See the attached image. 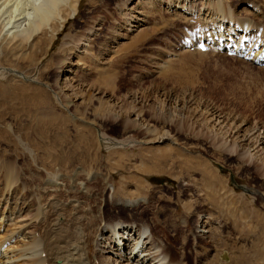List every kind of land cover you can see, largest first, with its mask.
<instances>
[{
    "label": "rangeland",
    "instance_id": "obj_1",
    "mask_svg": "<svg viewBox=\"0 0 264 264\" xmlns=\"http://www.w3.org/2000/svg\"><path fill=\"white\" fill-rule=\"evenodd\" d=\"M7 1L21 18L41 3ZM220 1L227 36L234 23L249 21L247 38L264 49V0ZM79 2L53 43H46L47 26L23 41L9 30L12 8L3 18L0 13V243L16 237V248L19 234L52 237L47 197L55 195L70 211L68 191L87 203L84 212L100 209L117 225H149L175 262L236 264L244 256L247 264H264V171L229 150L235 141L246 147L255 144L250 138H264V68L214 45L204 53L187 49L200 36L215 35L219 9L209 0L172 2L177 8L164 0ZM184 5L192 15L176 13ZM44 87L59 94L58 102ZM127 139L134 141L126 147L111 141ZM9 163L12 189L4 170ZM111 198L141 200L131 211L112 208ZM200 226L207 232H198ZM121 254L137 264L124 249Z\"/></svg>",
    "mask_w": 264,
    "mask_h": 264
},
{
    "label": "bare ground",
    "instance_id": "obj_2",
    "mask_svg": "<svg viewBox=\"0 0 264 264\" xmlns=\"http://www.w3.org/2000/svg\"><path fill=\"white\" fill-rule=\"evenodd\" d=\"M8 1H7V3H8ZM79 1L80 0H68V1L67 0H41L40 4L38 2H37L38 3L37 4L35 1V4L32 3L33 5L31 6L30 10H27V12H25L26 10H24L25 14L21 18V17H17L19 15L15 16L14 13L16 12V10H13V7H10L9 3H8L9 7H8V5H5L4 2H6V0L4 2H1V0H0V13H1V17H2V14H3L2 12L6 11V10L4 11V9H6L7 7H8V9L12 8L10 12H11L13 17L11 16L12 18L9 21V26L11 24H13V25H11L9 27V30L16 37L20 36V38H21V35L24 36L23 41H26L27 43L29 42V40H31L32 36L34 37V34H35V36L37 35L36 32H39L43 28H45L43 26L48 27V25H49L48 28L46 27L47 30L45 31V33L47 32L46 33L47 35L50 34V38L49 39L46 38V43L47 42L53 43L54 38L56 37L58 32L61 31L60 29L64 27V25L67 23V21L69 19H73L75 17L76 12H77V6H78V4H80ZM184 1H188V0H164V3L166 5H168V7H172L176 4H178L179 2L183 3ZM193 1H195V0H193ZM209 1H210V4L212 3V4L216 5L213 8L217 7V9H219V11H217V14H213V16L215 18H217L216 20H214L215 18L213 19V17L210 19H208L209 17H207V20H209V21H212V19H213L212 27L214 30L213 33L215 34V35L211 34L208 37L209 40L207 39L209 41L210 45L213 43L215 49L226 50L227 45L231 44V46L234 48V50L236 52L238 51V52L245 53L247 56L251 57V60H253L255 62H260L259 61L260 57H264V56H262L264 54V49H263V47L261 48V44H262L261 41L252 42V41H249L250 40L249 38H247L248 34L250 36L251 28L253 27L250 24V22L249 21H245V22L243 21V23L240 22V24L242 23V25H236V23H234L233 26H230V28L228 29V31L229 32L231 31L234 35L229 34V36H227L226 29L223 30V27L225 26V24L227 25V21H228V19L226 18L225 14H224L226 12L225 6H223V3H221L220 0H215L216 2H213L212 0H209ZM9 2L11 3V0ZM172 2H174V5ZM141 5H142V2H141ZM59 7L60 8L62 7L61 10ZM184 7H185V5L179 6L178 10H176V13H177V11H179V9H182V13L187 14V15H189V14L192 15L193 11L189 8L184 9ZM58 8H59V11H58ZM174 8H177V6H174ZM189 10L191 13L189 12ZM24 12H23V9L21 8V13H19V14H22ZM5 16H6V14H5ZM14 16L17 17L18 19L13 20V18L15 19ZM5 18L7 19V17H5ZM229 22H231V21H229ZM232 22H233V20H232ZM145 35H147V32H144L143 34H141L140 37H137L138 38L137 40L133 39V41H134L133 44L134 43L137 44L140 40H142L140 38L141 37L144 38L143 36H145ZM11 37H12V35L10 36L9 39H12ZM204 38H205L204 35L200 36V40L204 39ZM15 39L16 38H14L13 41L17 42L16 40H18V39H16V40ZM236 39H237V42H236ZM246 40H248V41H246ZM133 44H132V46H133ZM198 44H199V42L197 44L193 43L189 47H192V46L197 47ZM262 46H264V45H262ZM129 47H131V44ZM197 49H198V47H197ZM25 77L23 78V77L19 76V78H21L25 81H28V83L34 84L33 81H30L29 79L26 80ZM44 88H46V87H44ZM46 89H48V88H46ZM48 90L52 93V95H54V98H56V101L58 102V98L60 97L59 94H57L54 91H51L50 87ZM13 99L15 100V98H13ZM16 101H18L17 98H16ZM61 102L62 103L60 104L61 105L60 107L67 112L66 109H68V108L66 106H64L65 102H63V100H61ZM15 103L17 104V102H15ZM18 109H20V108H18ZM52 124L53 123L49 124L47 122L46 125H52ZM52 126L54 127V124ZM249 132H251V131H249ZM222 134H225V133H222ZM250 136H251V134H250ZM166 138L168 140L170 137L166 136V137H163L162 139H166ZM262 138L260 139V137H255V136H254V138H250V140H253L255 142V144H253V145L250 144V145H247L246 147H243V145H239L235 141L233 143V145H231L230 149H229V147H228V149L230 150V152H232L231 154H233V153L236 154L235 157L237 156V157H239V159L246 158L248 160V161L243 160L244 162L257 163L256 165L258 166V170L264 171V153H262V152H264V138L263 139ZM242 139H245V141H248V136L244 137ZM111 141H113V145L119 144V145H122L123 147L124 146L126 147L130 143H132L134 140L127 139V140H123V141H115V140H111ZM230 142L231 141H229L228 145H230ZM221 144H222V142H221ZM223 144L228 146L227 142H225ZM258 144H259V146H257ZM253 146L255 148L252 149ZM256 146H257V148H256ZM222 149H223V151L227 150V149H224V147ZM229 150H227V152ZM224 152H226V151H224ZM159 153H164V152L160 151ZM75 154H73V155H75ZM155 156L157 157L156 158L157 161L160 160L162 162L166 158V156L164 158L159 157V154H157ZM231 156H233V155H231ZM258 163L262 166H260ZM9 165H10V163L8 165L6 164V167L4 170H5V174H6L5 176H6V181H7V185H8L7 187H8V189H12L11 187H12L13 183L16 181V179L10 170L12 168V166L10 167ZM8 166H9V168H8ZM12 172H16V171L13 170ZM263 175H264V173H263ZM15 183H14V185H15ZM50 183H53V185H55V186L59 185V184H57L56 181H53ZM82 184H84V183H82ZM82 184H79V185L82 186ZM53 185H50V186L52 187ZM82 188H83V186H82ZM84 190H86V188ZM84 190H82V192L80 194H85ZM66 197H67V206L69 207L70 211L63 210L61 205L64 204V202L62 204L59 203V200H58L59 198H56L55 195H50L49 197H47L49 202L47 204H45V205H48L47 207H45V212L47 209H49V211L53 210L52 211L53 219L51 220V222L53 223L54 228L52 229L53 230L52 237L46 236L47 233L45 232V234H46L45 236L47 238L49 237L50 239L44 238L41 241V240L37 239L35 237V235L31 236L30 234H27L24 236L23 234H21V235L19 234L18 239L21 236H23V240L20 241V243L22 242V244H19V242H17L19 244V246H17L16 248H12V247H14V246H12V243L14 242V239L16 237L13 238L11 236L9 239H7V242L0 243V264H19V263L20 264H94V263H92V259L89 257V255L91 254V253L89 254V250H90L89 240H91V239H92L91 241L94 242L93 245H95V247H96L97 260L95 259V256H93L94 254L92 255L93 259L95 260V264H129V263H127V261L130 262L129 261L130 259L129 258L126 259V262H125V259H124L125 256H123L121 254L123 249H124V254L133 255L131 259H133V258L137 259V261H138L137 264H183L182 262L173 261V256H172L171 250L169 249V247L167 245H165V242H162L160 240L159 236L156 233H153V230L149 225L143 223L142 221H140L138 224L136 222H133L136 224L130 223V224H132L130 226L117 225L115 223L116 220L114 221L113 219H108V220L105 219V217H108L106 215V212H102V210H100L99 208H95L94 210H96V209H99V210L94 211V213H93L92 208H90L88 211L85 210L86 212H84V207H85V204H87V203L83 199L79 198L75 193L71 192L68 194V191H67V195L65 196V198ZM216 197L217 196L215 194L213 204L217 208L216 201L218 200V202L220 203V200H219V198L217 199ZM139 200H141V199L139 198L136 200H131V199L130 200H119L116 198H113V199L111 198V199H109V201H110L109 205L112 208H119L121 210L130 209L131 211H135L136 206L139 204ZM82 205H84L83 208H81ZM188 205L189 204H187L186 207H188V209H189L190 206H188ZM86 209H87V207H86ZM63 212H64V215H63ZM228 212H229V210H228ZM233 215L236 216L235 213H233ZM47 217H49V215H47ZM101 219H104V221H102V223L100 221ZM69 221H73L74 223H76L74 225L71 223L74 227L70 224ZM65 222H67V223L69 222L67 227H66L67 224L66 225L64 224ZM233 224L234 225L237 224V219L233 220ZM75 225H79V227L75 226ZM258 226L263 227V224L258 222ZM250 227H251V225H250ZM254 227H253V229H251V233H253L255 235V234L259 233L258 231L260 229L257 226L255 228ZM36 228H37V226H36ZM242 228H243V226H242ZM48 230H49V228H48ZM198 232H200V233L204 232L205 233L207 231H205L203 229V227L200 226V230H198ZM50 234H51V232H50ZM254 235H252V236H254ZM257 241L259 242V238L257 239ZM93 245H91V246L93 247ZM117 247H118V249L121 248L120 252H119V250H117ZM250 247H252V246H250ZM3 248L6 250L4 251ZM88 248H89V250H88ZM255 248H259L258 243L255 244ZM245 250H246V248H245ZM90 251H92V249ZM241 254L243 255L242 252H241ZM235 258H237V257L235 256ZM226 260L228 261L229 258L226 257ZM236 264H247V258H244V256H242V258H239L236 260Z\"/></svg>",
    "mask_w": 264,
    "mask_h": 264
}]
</instances>
